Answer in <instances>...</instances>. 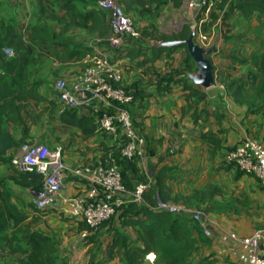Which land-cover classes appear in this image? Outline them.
<instances>
[{
	"label": "crops",
	"instance_id": "1",
	"mask_svg": "<svg viewBox=\"0 0 264 264\" xmlns=\"http://www.w3.org/2000/svg\"><path fill=\"white\" fill-rule=\"evenodd\" d=\"M62 1L41 0L45 8L42 11L40 0H0V13L6 19L13 20L25 37L31 34L32 27L37 26L41 29L35 31V50L41 56L30 68L29 78L31 81L40 82L38 91L45 100L37 104L30 101L26 108L32 116L41 113L37 123L30 126L28 135L33 142L48 147L61 145L66 167L61 175L65 186L57 197L56 205L39 210L33 204L34 190L20 186L16 172L7 161L0 163V181L1 187L12 193L11 203L29 215L26 222L30 223V227L41 234L53 237L58 242L57 264L63 259L68 264H86L90 253L94 254L96 260L107 258L106 247L116 229L131 235L135 241L138 238L135 228L121 227L116 221L100 227L95 232L87 231V235L82 236V231L86 230L81 228L83 222L73 219L69 214L67 197L85 192L84 181L75 179L71 174V168L82 163L101 161L104 149L115 145V142L111 136L103 133L84 134L78 128L64 124L59 119L64 107L51 82L56 77L73 78L88 63L94 53L93 47L103 39L96 32L81 27L62 31L63 24L60 19L67 17L65 9L61 7ZM90 1L97 3L98 0ZM180 1L181 8L186 10L187 16L196 18L198 24L200 19H203L202 23L208 21L209 17L198 16L187 9L185 0ZM236 1L229 0V6ZM228 11L225 31L217 30L210 33L208 27L205 33L219 35L215 44L217 50L210 53L209 58L215 67L214 72L224 73L229 80L240 78L241 72L246 70L244 68L247 65L248 68L251 67V58L247 60V64H239L238 55L233 52L249 49L251 41L239 43L237 40L224 38L222 33L232 35V32L239 28L236 21L241 18L237 9L231 8ZM61 40L91 47L92 51L80 59L76 56L60 58L58 54L62 53V46L59 45ZM179 49L184 52L185 57L182 47L170 52L162 51L157 56L146 50L145 55L148 52L150 56L146 65L158 57L165 59L167 56H173L176 59L172 67L177 66L181 69L184 67V57L181 59L180 53L177 52ZM261 50L262 48L259 49ZM130 51H135V46L127 41L109 49L111 60L119 63L123 70V60H126L124 58ZM250 51L251 49L245 54L249 55ZM142 56L143 54L134 58L137 60L143 58ZM123 77L124 86L136 82V89L139 91L130 106V112L137 131L145 139L142 155L138 159L141 171L152 176L161 167L171 168L166 178L171 195L178 198V201L185 200L188 205H205L212 219L208 224L209 236L204 237L193 231L198 242L191 259L199 261L207 258L211 264H237L243 247L236 237L239 239L249 235L258 226L264 227V192L255 176L242 172L234 165L226 164L224 156L228 149L234 147L246 135L257 141H264V103L262 106L261 102L254 106L247 102L238 104L230 96L216 97L213 93L216 86L212 87L214 88H211L212 90H203L198 86L206 92V98L194 104L192 98L187 99L188 90H185L183 84L178 81L180 78L178 75L172 80L160 81L158 77L155 80V77L151 73H146L142 66L127 67ZM242 79L244 82L247 81V77ZM251 94L252 90L249 92V95ZM76 113L82 115L85 111L76 110ZM209 132L216 133L214 139L219 141L218 144L209 145L201 140L200 136ZM14 133L18 135L19 129H15ZM18 151L19 147L12 148L4 158L14 156ZM206 187L214 189L206 201L183 199ZM14 244L20 248L26 247L21 241ZM23 256L21 250L13 251L6 247L0 254V264H19ZM121 257L122 253H117L110 263L124 264ZM141 264L159 263L156 257L153 261L144 257Z\"/></svg>",
	"mask_w": 264,
	"mask_h": 264
},
{
	"label": "trees",
	"instance_id": "2",
	"mask_svg": "<svg viewBox=\"0 0 264 264\" xmlns=\"http://www.w3.org/2000/svg\"><path fill=\"white\" fill-rule=\"evenodd\" d=\"M228 2L229 0L217 1L215 10L209 14L208 23L203 22L201 24L203 32H206L213 20L218 17V11L227 12ZM119 3L126 14L153 17L158 15L163 1L119 0ZM61 7L65 9L67 16L60 19L63 24L62 31L72 27H81L90 32H96L103 38L108 34L107 13L97 8L95 2L92 3L90 0H63ZM40 8L42 11L45 9L41 0ZM232 8L237 9L244 19H249L255 12L264 14V0H237ZM190 29L191 25L185 23L178 31L169 34L158 31L155 25L150 23L143 27L140 33L145 39L144 50H150L154 56L162 51H173L178 47L156 48L150 45V42L184 39L188 37ZM36 30L41 29H38L37 26L32 27L31 34L25 37L17 29L13 20L6 19L0 13V163L3 161L10 162L13 155L4 158L10 149L20 147L26 141H32L28 135L30 126L37 123L41 113L32 116L26 108L30 101L37 104L45 100V97L38 91L40 82L31 81L29 78L30 68L39 61L41 56L35 50ZM59 45L62 46V53L58 54L60 58L76 56L80 59L92 51L91 47L74 44L68 40L59 41ZM6 48L12 49V56L5 53ZM182 48L185 51L184 67L179 70L182 77L178 81L183 84L185 90H188L187 99L192 98L193 103L197 104L206 98V92L197 85L188 83L186 71H195L196 67L186 47L182 46ZM141 54L143 52L140 49L135 55L134 51L128 52V56L132 58ZM252 59L254 60L251 67L248 68L246 77L253 84V94L249 95L247 83L242 78H229L228 80L226 76L221 82H223L227 96L232 97L236 103L247 102L250 106H254L261 102L260 106H262L264 103V45L262 50L256 53V58ZM238 60L240 63L245 62L244 59ZM213 69L215 70L214 66ZM125 89L132 92L134 99L139 94L136 89V82L125 86ZM59 119L64 124L78 128L84 134L102 133L97 131V125L92 116L78 115L75 109L63 108ZM15 129H19L18 135H15ZM215 136L216 133L209 132L202 134L200 138L209 145H216L219 141L214 139ZM101 161L104 163L114 162L120 167L122 181L127 190H132L138 182L145 183L151 179L152 183L142 194L145 202L125 200L116 208L114 215L109 220L102 222L97 227H90L85 222L81 223V228L95 232L100 227L116 221L121 227L135 228L138 238L135 241L131 235L116 229L111 242L106 247L107 258L96 260L94 254L90 253L86 264H111L110 262L115 255L120 252L124 264H141L143 258L151 252L155 253L156 261L159 264H211L207 258L199 261L191 259L198 242L193 231L203 235L200 224L186 214L171 213L157 207V198L162 201L179 202L178 198L171 195L170 188L166 183L171 168L161 167L152 176L145 174L138 166V159L121 156L120 146L116 142L115 145L104 149ZM14 171L20 186L33 190L41 188L42 176L39 173ZM213 190L211 187H206L182 198L206 201ZM11 196L10 191L1 187L0 181V254L6 247H9L13 251L21 250L24 253L19 264H57L58 242L53 237L33 230L30 223L26 222L29 215L18 210L11 203ZM184 202L186 201L184 200ZM16 241L24 242L26 247H18L14 244ZM60 264H68V262L63 259Z\"/></svg>",
	"mask_w": 264,
	"mask_h": 264
},
{
	"label": "built area",
	"instance_id": "3",
	"mask_svg": "<svg viewBox=\"0 0 264 264\" xmlns=\"http://www.w3.org/2000/svg\"><path fill=\"white\" fill-rule=\"evenodd\" d=\"M217 1L185 0V3L188 10L208 18L210 12L215 10ZM96 6L107 13L108 34L93 47L94 53L88 63L73 78L58 77L53 87L64 108L84 110L86 115L93 117L97 131L113 138L120 146L122 157L139 159L145 139L137 131L131 116L130 106L134 96L125 89L124 70L119 63L111 60L109 47H118L125 37H138L140 33L133 17L124 13L119 0H98ZM202 21L200 19L199 24L191 27L196 29L195 40L207 48L212 35L200 29ZM4 51L8 56L13 54L11 48ZM214 76L216 82L217 72H214ZM221 86L225 90L224 85ZM224 162L255 176L264 191V141L244 136L226 151ZM9 165L13 170L36 172L42 176L41 188L34 190L35 208L45 210L57 204V197L65 186L61 173L66 169L60 145L50 148L38 142L26 141L21 144ZM71 174L75 179L84 181L85 192L67 197L70 217L90 227H97L109 220L125 200L145 202L142 194L152 183L151 179L145 183L138 182L132 190H127L120 167L114 162L78 164L71 168ZM157 207L171 213L188 215L200 224L205 236L210 235L208 224L212 221L206 217L203 209L192 210L183 203L162 201L159 198ZM86 235L87 230L82 231V236ZM236 240L243 247L237 264H264V227L239 239L236 237ZM145 257L150 261L155 259L153 253Z\"/></svg>",
	"mask_w": 264,
	"mask_h": 264
},
{
	"label": "rangeland",
	"instance_id": "4",
	"mask_svg": "<svg viewBox=\"0 0 264 264\" xmlns=\"http://www.w3.org/2000/svg\"><path fill=\"white\" fill-rule=\"evenodd\" d=\"M180 4H181L180 0H169L168 2L163 1V4L161 5V8H160L157 16H153V17L133 16L131 14H130V16L133 17V19L135 21V26L138 28L139 33H141V29L143 27H145L146 25H148L150 23H153L155 25L156 29H160V30H163L166 32H170V31L176 32L185 23H188L191 26L192 25L195 26L197 24V19L187 16L186 10H183L181 8ZM232 6L230 5L228 9L230 10L232 8ZM228 13H229V11L226 13L225 12L223 13V11H218V15H217L218 17H216V19L213 20L212 25L209 26L210 33L217 31V30H219L220 32L225 31L224 30L225 29L224 27L226 25L225 19L227 17L226 14H228ZM208 21H209V19H208ZM236 23L238 24L239 28L237 30H234L232 32V35H227V33H222V34L224 35V37L225 36L227 37L226 39H228V40L234 39V40H237L239 43H248L251 41L249 49H247V50L245 49L244 51H240V50H234L233 51L238 55V59H244V61H245L244 64L240 63V62H239V64H243V65H245V63L247 64V60L249 58H251V62H250V64H251V63H253V60H254L252 58H256V53L259 51L260 48H263V45H264V14H258L255 12L254 16H251L249 19H244L241 16V18L238 19L236 21ZM209 37H211V36H209ZM213 37H214V35H212V39H213ZM212 39H211V41H212ZM126 41L131 43V44L132 43L134 44V46H135L134 55L139 51V49H140V51L143 52V54H144V51H146V50H144L145 39L141 36V34H139L138 37H133V36L125 37L123 39V42L121 43V45L124 44ZM211 41H210V43H211ZM109 49H110V47H109ZM141 49H143V50H141ZM250 49H251L250 54L246 55L245 53L249 52ZM177 52L180 53V55H181L180 57L182 59L184 57V52L181 49L177 50ZM142 57L143 58H139L136 60L135 58H132V57L126 55V57L124 58L126 60H123L124 70L127 67L128 68H137L138 66H142V67H144L146 73H151L152 76L155 77V80H157V77H158L160 79V81H162V80L164 81L166 79L172 80V79H174V76H177V75H178V77H182V74H179L180 69L177 66L172 67L173 62L176 59L175 57L170 56L171 59L168 56L165 59L163 57L162 58L158 57L156 59L157 61L152 60L151 64H147V65H146V62H148L150 60L149 59L150 56L148 55V52L146 53V55L144 54ZM247 66H246V68H244L246 70L244 72H241L240 78H244L247 76V74H248V69H247L248 67ZM163 67H165V68H163ZM168 68L170 70H167ZM217 74H218V77H217L216 82H215L216 83V85H215L216 89L213 90V93H215L216 97L222 96L223 98L224 97L226 98L228 96L221 86V84H223V82H221V81L223 80L225 75H224V73H220L219 71ZM54 80L51 82L52 87H53ZM189 81L192 83L191 80H189ZM246 83H247V87L249 89V92L251 90L253 91L254 90L253 84H251V82H249L248 79H247ZM212 89H214V88H212ZM212 89L210 88L209 90H212ZM53 90L55 91L54 87H53ZM254 101H255V99H254ZM50 148H53V147H50ZM61 152H62V147H61ZM62 156H63V154H62ZM262 190H263V188H262ZM179 203H183V204L187 205V207L189 206V208L192 210L197 209V208L203 209L206 217L209 218L210 221H212V219L209 217V212H208V209L205 205L204 206H192V205H188L184 201H179ZM261 227L262 226H260V227L258 226L255 229L261 228ZM203 235H205V234L203 233Z\"/></svg>",
	"mask_w": 264,
	"mask_h": 264
},
{
	"label": "water",
	"instance_id": "5",
	"mask_svg": "<svg viewBox=\"0 0 264 264\" xmlns=\"http://www.w3.org/2000/svg\"><path fill=\"white\" fill-rule=\"evenodd\" d=\"M196 29L191 27L187 38L169 39L163 41H151L150 45L156 48L186 47L188 54L196 67L195 71H186V77L193 84L200 86L203 90H208L215 86V76L212 61L209 54L213 52L219 35L216 34L210 45L205 48L195 40Z\"/></svg>",
	"mask_w": 264,
	"mask_h": 264
}]
</instances>
